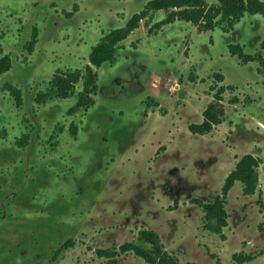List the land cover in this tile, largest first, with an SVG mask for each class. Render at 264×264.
<instances>
[{
    "label": "rangeland",
    "instance_id": "1",
    "mask_svg": "<svg viewBox=\"0 0 264 264\" xmlns=\"http://www.w3.org/2000/svg\"><path fill=\"white\" fill-rule=\"evenodd\" d=\"M27 1L10 2L23 5ZM137 1L131 8L118 12L92 3L93 8L86 16L83 13L84 19L73 23L72 28L63 29L57 37L67 34L72 37L77 32V39L81 37L86 44L79 51L85 62V54L100 42L102 31L107 33V29L122 24L117 23L119 19L127 21L140 11L145 2ZM165 16L164 10L150 12L122 43L137 45L136 52L146 67L142 77L145 90L133 101L136 104H124L123 99L112 102L116 107L113 119L132 120L104 121L103 130L91 133L88 138L78 135L76 142L54 138L58 149H53V157L67 151L71 154L63 166L54 162L50 165L53 170L45 173L43 168L31 164L34 161L31 158L30 171L23 167L15 176H7L8 186L5 185L0 197L8 194L13 185L18 191L15 195L18 203L14 207L16 212L10 210L11 213L0 215V250H11L9 254L0 251V264H11L13 259L17 264L37 263L49 248H57L68 239L72 243L54 264H148L132 252L108 259L97 256V249L136 242L141 225L128 227L130 233L122 239L117 226L124 221L135 222L132 214L137 212L148 223L147 229L158 232L165 249L182 263L241 264L232 259L241 252L252 258L242 264H264V74L260 73L257 61L245 63L231 56L227 47L231 45L227 38L236 28L241 34H236L234 43L245 54H264L261 51L264 17L245 14L233 27L223 23L200 32L183 21L161 29L154 27ZM92 22L97 29L95 37L84 34ZM112 22L116 23L110 27ZM44 30L39 34V42L44 40ZM116 53L118 57L119 50ZM216 74H221L224 80L220 81ZM11 78L8 83L14 84ZM164 79L169 87L164 89L165 94L164 90L159 94ZM81 87V83L76 85L75 94ZM131 90L137 91V85L132 84ZM218 90L225 107L223 121L208 134H191L187 125L202 122L203 111L214 101ZM75 94L67 98V106L76 102ZM146 101L151 106L147 107ZM1 102L6 100L0 98ZM50 104L44 109L49 110ZM6 106L9 110L13 108L11 102ZM0 114L4 115L2 108ZM4 117H0V137L4 138L0 143V159L9 160L4 163L8 167L11 158L19 155L17 149L9 151L12 137H17L22 129L13 119ZM85 124L91 126L90 122ZM46 125L43 124V133L47 131ZM40 140L43 143V138ZM104 140L109 145L107 156ZM117 143L120 153L114 149ZM8 152L10 155L5 158L7 155L3 154ZM247 153L260 159L256 169L257 191L246 196L242 185L235 183L225 200L228 225L221 237L204 228L203 209L194 199L210 202L219 196L228 173ZM102 165L104 169L100 170ZM39 196L51 199L50 214H40L44 209L33 213L31 199ZM93 200L97 201L94 207ZM130 214L129 220L123 219Z\"/></svg>",
    "mask_w": 264,
    "mask_h": 264
},
{
    "label": "flooded vegetation",
    "instance_id": "2",
    "mask_svg": "<svg viewBox=\"0 0 264 264\" xmlns=\"http://www.w3.org/2000/svg\"><path fill=\"white\" fill-rule=\"evenodd\" d=\"M10 1L11 0L0 1V22L3 24L0 28V64L2 65L4 59H6L9 64L8 69L4 73L0 74V98L1 100H6V103L11 102L13 108L12 110H9L8 108L6 109V103H3L5 101L1 102L0 108H2L4 115L0 114V117L5 118L4 116L6 115V117L13 119L12 121H15L18 127L22 130L17 137H12L13 142L9 149V151L11 149H17L19 154L18 157H10L12 159V164L8 167H5L4 163L9 160H3V158L0 159V193L5 192L6 186H8L6 185L8 175L12 174L15 176L16 172L21 171V168L23 167H25L28 171L31 170L29 163L31 158L34 159L31 164L37 165V168H43L45 173L49 170H53L50 165L54 164V162L60 166L65 164L64 162L67 161L71 154L67 151L64 154L60 153L57 154L56 157H53V149H55V147L58 149L57 143L55 144L53 142L54 138L57 140L59 137L62 141L66 139L76 142L78 140V135L88 138L91 133L103 130L104 121L121 122L120 120L123 117H120V120L113 119L114 116L112 115V111L116 107L112 106V102L115 100L119 101L120 99H123L124 104L136 101V98L144 93L143 91L145 88L144 82H142V77H144L146 72V67L143 65L144 62L136 52L137 45L134 44L126 46L122 44L132 32L116 46V51L119 50L120 52V54L117 55L118 57H116L117 53H115L113 60L103 62L98 67L93 66L89 61V56L97 44L91 49L89 54H85L87 59L84 62L81 60L83 57L79 54V51L85 47L86 44L81 37L77 39V32L72 33V37L69 34L57 37L62 35L63 29L72 28L73 23L84 19L85 17L83 13H85L86 16V14L93 8L94 3L102 5V7H105L111 12H118L126 8H131V5L138 2L137 0H108L105 4L103 3V0H28L23 5L14 4ZM152 1L154 0H143L145 3L139 12L132 14L127 21L122 22L120 19L117 21V23H122L123 25L121 24L118 27H111V25H114L116 22L109 23L111 28L109 30L107 29V33L115 29L125 27L131 17L146 10L148 4ZM19 15H23V17ZM94 21L97 22L98 20L95 19ZM92 24V27L87 29L84 34H91L90 37H95L97 29L95 28V23L92 22ZM162 26L164 25H161L159 29H161ZM42 29H45L44 32H42L44 40L39 42L38 37ZM232 31V35L230 38H227V40L231 45H235L238 44L234 43L236 41V37L240 35L241 32L236 28ZM64 32L66 31L64 30ZM34 33H36V39L31 49L30 43ZM107 33H103L102 31L101 39ZM229 46L230 45L228 44L227 47L229 48ZM231 56L234 55L231 54ZM59 67L63 68L59 69ZM89 68H91L93 70L92 73L95 74L94 85L91 87L92 91L86 93V95L92 99V103L90 105L85 106V104H83L71 111V109L76 105V102H72L67 106L65 102L70 96L66 98H59L60 100H63L60 102H53L51 98H49L46 102L37 100L38 95L41 93L40 91L43 88H49L54 76L69 71H79L83 79V76H85L86 73L88 74ZM10 76H13L14 80L12 78L11 79L14 81V84L8 83ZM84 81L85 80L83 79L80 82L82 86L79 91L80 93H83L85 89L86 84ZM132 84L137 85V91L133 92L131 90ZM161 84L162 85L159 86L161 88H158L159 94L163 92L162 90L169 87L167 79H164V82ZM9 85L19 90L21 97L20 104ZM130 90L132 92H130ZM142 102L143 101L140 102L141 106ZM48 103L51 104L48 107L49 110H46L44 109V106ZM133 103L136 104V102ZM145 104L147 107L151 106L147 101ZM101 109H104L105 112L100 113ZM57 111L58 114H55ZM42 118L44 119L43 122L41 121ZM131 120L132 119L128 117L123 118L122 123H128V121ZM85 121L90 122L91 126L85 124ZM191 123L195 124L194 122ZM191 123L187 125V130L191 134L202 135L193 132L190 129V125H192ZM43 124H47V131L44 133L43 131L45 130V127ZM23 136L26 137V140L21 141L20 139L24 138ZM106 136L107 135H105L104 138ZM41 138H43V143H40ZM3 141L4 138L0 137V143ZM105 141L106 140L103 141V144L106 151L105 156H107L110 151L109 145L105 143ZM70 146H73V144ZM74 146H77V143H75ZM119 146L120 143H117L114 149H117L120 153ZM5 155H7L5 158L9 157L10 152L3 154V156ZM106 162H111V160ZM26 163H28L29 166H26ZM105 165H108V163H105ZM105 165H102L100 170H103V166ZM10 190L11 191L8 194L0 197V215H7L11 213V211L16 212L14 207L15 204L18 203V198L15 197V195H17L18 191L14 189L13 185H11ZM217 196L218 195H216L215 198ZM94 197L97 200V195ZM50 200L51 199L45 196L32 197L31 201L34 206L32 209L33 213L36 214L44 209V211L40 214H50L48 208ZM96 202L97 201L95 200L91 201V204L94 203L91 206L94 207ZM132 216V221L135 220V222L124 221L119 223V226H117L122 232L121 238H118H125L127 236V232L129 231L128 227L130 226L141 225V229L149 226L145 220L140 218L139 212L132 214ZM130 217L131 214L123 217V219L129 220ZM68 226L72 227L73 225ZM141 229H139V231ZM110 233L112 234V232ZM126 242L130 241H125L124 243ZM60 245H58L57 248H59ZM115 246L117 245H113L112 247ZM119 247L120 245L117 246V248ZM57 248H49L48 252L39 256L37 263L35 262L32 264H39V261L44 264L56 263L58 259L53 256V252H55ZM65 248L62 251L67 250ZM12 249L14 250V247ZM9 250V248H6V250L2 252L9 254L11 251ZM10 263L17 264L15 259H13Z\"/></svg>",
    "mask_w": 264,
    "mask_h": 264
},
{
    "label": "trees",
    "instance_id": "3",
    "mask_svg": "<svg viewBox=\"0 0 264 264\" xmlns=\"http://www.w3.org/2000/svg\"><path fill=\"white\" fill-rule=\"evenodd\" d=\"M164 10L165 18L155 26L159 28L176 20L191 23L196 26L199 31L212 30L214 27L227 23L229 27H233L245 14L261 15L264 17V1L262 0H154L150 2L147 9L135 14L127 25L123 28L115 29L107 33L101 41L93 48L89 61L95 67L100 66L103 62L114 59L116 46L124 40L131 32L138 28L142 19L149 15L152 11ZM36 39L34 33L30 48L32 49ZM229 52L237 56L239 60L248 63L257 61L260 66V73L264 74V54L257 53L255 55L245 54L242 47L238 44L230 45ZM261 51L264 52V41L261 42ZM9 67L8 61L3 60L0 64V74L4 73ZM89 68L88 74L83 76L85 80V89L83 93L75 94V87L83 79L79 71H69L58 74L52 78L48 89L42 91L38 95L39 101L46 102L49 98H66L73 94L76 96V105L71 109L75 110L83 104L90 105L92 99L86 95L91 92L94 85L95 74ZM216 77L223 81L221 74ZM11 87V86H10ZM17 101L20 104V92L18 89L11 87ZM221 90L215 94V99L203 111V120L201 123L190 125V129L198 134H208L215 126L220 124L225 117V107L222 104ZM235 101V99H234ZM264 122V116L262 118ZM26 136V135H24ZM23 136V137H24ZM26 140V137L21 138ZM260 164V159L253 154L247 153L236 162L235 168L231 170L225 178L219 196L213 201L202 202L194 199L195 203L200 205L204 212V228L214 234L223 237V229L228 225V213L225 207V200L236 182L242 185L243 194L246 196L254 195L257 191L256 169ZM72 242L67 240L62 243L59 248L53 252L56 258L60 255L65 247H69ZM132 252L140 257L148 264H199L197 262L182 263L179 259L165 249L161 237L158 232L143 228L138 232L136 242H126L115 249H97V255L103 258H113L120 254ZM234 262L244 263L252 258L243 255L241 252L232 256Z\"/></svg>",
    "mask_w": 264,
    "mask_h": 264
}]
</instances>
